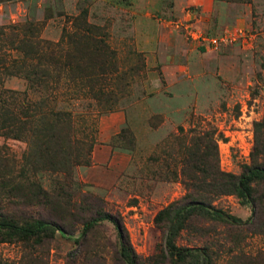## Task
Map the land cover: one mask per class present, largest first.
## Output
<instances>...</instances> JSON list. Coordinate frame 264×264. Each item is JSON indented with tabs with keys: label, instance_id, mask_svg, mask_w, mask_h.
<instances>
[{
	"label": "rangeland",
	"instance_id": "1",
	"mask_svg": "<svg viewBox=\"0 0 264 264\" xmlns=\"http://www.w3.org/2000/svg\"><path fill=\"white\" fill-rule=\"evenodd\" d=\"M77 18L105 48L97 58L104 71L100 64L94 68L103 73L96 83L106 95L97 108L87 99V88L70 85L57 93V109L71 112L78 137L93 144L88 165L72 171L78 186L67 218L71 234L57 232L42 243H2L0 257L8 264H125L117 255L113 224L101 223L88 239H80L79 221L88 216L79 207L87 204L92 215L102 210L122 221L140 264H158L168 223L156 217L187 194L185 180L198 174L190 153L200 139L209 137L210 146V139L216 140L217 166L225 173L240 175L255 164L256 146L257 162L264 166V128L256 131L264 121V0L0 2V25L40 24V38L55 43L64 30L73 32ZM201 36L226 44L215 51L198 40ZM4 83L7 89L26 88L17 77ZM124 129L129 140L122 141ZM4 143L0 138V146ZM6 143L19 161L26 144ZM39 178L46 187L53 181L49 174ZM254 189L253 205H243L235 195L214 199L203 192L214 207L248 223L228 225L199 216L179 235L178 246L209 247L218 264H264V183ZM8 207L53 218L42 206Z\"/></svg>",
	"mask_w": 264,
	"mask_h": 264
},
{
	"label": "trees",
	"instance_id": "2",
	"mask_svg": "<svg viewBox=\"0 0 264 264\" xmlns=\"http://www.w3.org/2000/svg\"><path fill=\"white\" fill-rule=\"evenodd\" d=\"M72 26L73 32L64 30L61 40L55 43L40 38V24L38 28L29 22L0 25V138L5 140L0 146V244L42 243L57 232L64 237L71 234L67 231V218L76 203L72 193L78 186L72 171L77 165H88L93 144L85 137H78L71 112L57 109V93L70 85L75 89L87 88V99L93 100L97 108L106 95L102 83H96L103 73L95 69L100 64L104 71V62L97 59L100 53H105L103 43L94 37L86 21L77 18ZM11 77L26 81L25 90L7 89L4 81ZM68 78L76 83H64ZM85 78L93 83H81ZM92 104L89 103L91 108ZM262 128L264 121L256 124V131ZM127 133L129 130H122L119 138L129 140ZM208 139H200L195 151L190 153L194 158L191 163H197L198 174L188 175L185 180L187 194L181 202L170 205L156 217L157 222L166 219L168 223L163 254L155 257L158 264L165 260L172 264H218L209 247L184 248L177 244L179 235L199 216L228 225L248 223L217 209L202 193L208 192L214 199L235 195L243 205H253L254 185L264 183V166L257 162L258 148L252 153L255 164L245 166L240 175H234L218 168L216 140L211 138L213 145L210 146L205 143ZM9 140L24 142L27 146L19 161L10 152L6 143ZM42 174L53 177L50 187L40 180ZM8 204L26 208L42 206L49 209L53 218L9 212ZM76 208L88 216L79 221L83 226L80 239H88L101 223L109 222L118 232L119 260L140 264L122 221L102 210L92 215L87 204ZM0 264L8 263L0 257Z\"/></svg>",
	"mask_w": 264,
	"mask_h": 264
},
{
	"label": "built area",
	"instance_id": "3",
	"mask_svg": "<svg viewBox=\"0 0 264 264\" xmlns=\"http://www.w3.org/2000/svg\"><path fill=\"white\" fill-rule=\"evenodd\" d=\"M242 32V31H241ZM239 33L238 36L242 37V33ZM202 39L205 42V46L207 47H211L213 50H219L220 46H223L224 44H226V40L225 39H220V38H214V37H200L198 40ZM235 40V39H234Z\"/></svg>",
	"mask_w": 264,
	"mask_h": 264
}]
</instances>
